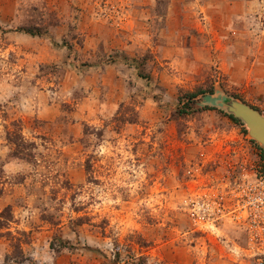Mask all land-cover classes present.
I'll use <instances>...</instances> for the list:
<instances>
[{
    "label": "rangeland",
    "instance_id": "obj_1",
    "mask_svg": "<svg viewBox=\"0 0 264 264\" xmlns=\"http://www.w3.org/2000/svg\"><path fill=\"white\" fill-rule=\"evenodd\" d=\"M230 100L264 116V0H0V264H259Z\"/></svg>",
    "mask_w": 264,
    "mask_h": 264
},
{
    "label": "water",
    "instance_id": "obj_2",
    "mask_svg": "<svg viewBox=\"0 0 264 264\" xmlns=\"http://www.w3.org/2000/svg\"><path fill=\"white\" fill-rule=\"evenodd\" d=\"M222 104L230 114L248 127L251 137L264 147V116L249 105L237 100Z\"/></svg>",
    "mask_w": 264,
    "mask_h": 264
},
{
    "label": "built area",
    "instance_id": "obj_3",
    "mask_svg": "<svg viewBox=\"0 0 264 264\" xmlns=\"http://www.w3.org/2000/svg\"><path fill=\"white\" fill-rule=\"evenodd\" d=\"M246 196L245 206L249 209V215L264 223V183L255 188L250 187ZM259 264H264V255L260 258Z\"/></svg>",
    "mask_w": 264,
    "mask_h": 264
},
{
    "label": "trees",
    "instance_id": "obj_4",
    "mask_svg": "<svg viewBox=\"0 0 264 264\" xmlns=\"http://www.w3.org/2000/svg\"><path fill=\"white\" fill-rule=\"evenodd\" d=\"M27 32H28V31H27ZM28 33L32 34L31 31H29ZM192 97L195 98L196 96H195V95H192ZM180 113L185 115V114H187V111H186V109L182 108V109L180 110ZM231 119L234 120V121H236V122H240L238 119H236V118H234V117H232V116H231Z\"/></svg>",
    "mask_w": 264,
    "mask_h": 264
}]
</instances>
